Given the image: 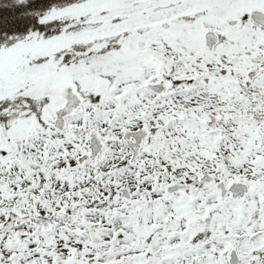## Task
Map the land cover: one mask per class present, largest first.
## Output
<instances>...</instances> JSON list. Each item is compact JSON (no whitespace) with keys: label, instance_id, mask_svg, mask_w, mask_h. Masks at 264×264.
Listing matches in <instances>:
<instances>
[{"label":"snow or ice","instance_id":"6c2138e0","mask_svg":"<svg viewBox=\"0 0 264 264\" xmlns=\"http://www.w3.org/2000/svg\"><path fill=\"white\" fill-rule=\"evenodd\" d=\"M0 264H264V0H0Z\"/></svg>","mask_w":264,"mask_h":264}]
</instances>
